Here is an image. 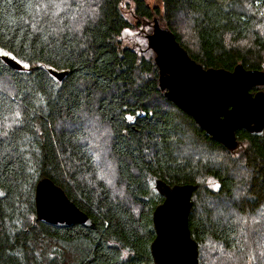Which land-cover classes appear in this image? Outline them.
Masks as SVG:
<instances>
[{
  "label": "trees",
  "instance_id": "trees-1",
  "mask_svg": "<svg viewBox=\"0 0 264 264\" xmlns=\"http://www.w3.org/2000/svg\"><path fill=\"white\" fill-rule=\"evenodd\" d=\"M67 1L69 9L56 18L40 13L36 5L43 0H0V48L35 65L19 70L0 58V79H9L13 88L11 94L0 87V121L18 106L23 119L0 140V191L5 193L0 196V264H155L153 213L164 201L155 187L157 179L196 185L189 225L199 244L200 264L202 245L209 239L228 254L246 258L248 239L234 213L264 206V133L238 130L240 146L234 151L214 141L165 96L154 52L120 45L122 33L132 27L126 0H98L96 5ZM132 1L139 17L161 13L146 0ZM259 2L264 7V0ZM246 3L164 0L161 24L205 67L233 70L242 63L264 69V32ZM92 7L94 12L86 17ZM76 13L80 30L73 27ZM183 23L193 30L196 50L183 39ZM54 27L62 30L49 35ZM228 37H252V44L230 45ZM49 69L68 73L59 80ZM37 80H55L60 87L52 84V92L43 85L27 90ZM260 89L264 86L251 90ZM92 118L112 129L110 154L124 197L97 180V153L86 125ZM235 152L251 174L249 196L240 201L235 198L237 185L245 181L234 171L242 163L225 161ZM212 154L221 159L210 158ZM44 177L61 186L93 224L57 227L38 220L35 192ZM208 180L219 185L217 190ZM221 201L229 208L224 213L217 211ZM259 240L258 256L264 258V239Z\"/></svg>",
  "mask_w": 264,
  "mask_h": 264
},
{
  "label": "water",
  "instance_id": "water-1",
  "mask_svg": "<svg viewBox=\"0 0 264 264\" xmlns=\"http://www.w3.org/2000/svg\"><path fill=\"white\" fill-rule=\"evenodd\" d=\"M147 39L148 47L156 54L161 90L209 137L234 151L240 146L238 130L264 133V90H251L264 86V69H250L242 63L233 70L205 67L158 18H154L153 31ZM3 60L15 69H23L10 59ZM51 73L62 80L68 72L51 69ZM155 187L164 197L153 213L156 237L151 252L155 264H200L199 244L189 225L196 185H171L157 179ZM35 205L36 218L53 226L93 224L88 214L49 177L37 183Z\"/></svg>",
  "mask_w": 264,
  "mask_h": 264
},
{
  "label": "rangeland",
  "instance_id": "rangeland-1",
  "mask_svg": "<svg viewBox=\"0 0 264 264\" xmlns=\"http://www.w3.org/2000/svg\"><path fill=\"white\" fill-rule=\"evenodd\" d=\"M92 2L94 5L98 2V0H76L77 3L84 5V2ZM247 1V8L249 11L253 14H256L260 20V23H257V27L262 29V32H264V7H261V4H259V0H246ZM43 3H48L47 1L43 0ZM55 3L57 5H61L59 8L52 7V5H49V10L55 11L58 13V15L54 17H58L61 13L65 12L69 9L70 3L67 0H55ZM129 3V5H126ZM147 5L152 9L156 10V8L160 9L161 13L154 14V17L149 19L145 17H139L135 12L133 11V8L135 7L134 2L132 0H126L125 1V14L126 17L129 19V21L132 23V27L126 29L120 38L118 39L120 41V45L122 47L130 46L133 47V49L136 50H143L144 48H147L149 50H152L148 47V39L147 34L151 33L153 31V23L154 18H158V20L161 23V17L163 16L162 12L164 10V0H146ZM253 3V5H252ZM42 4V3H40ZM259 4L260 8L257 9V5ZM130 6V7H128ZM95 7V6H94ZM92 7L91 9H87L85 11L86 17H88L90 14H92L95 10V8ZM40 13H43V9L39 8ZM79 22L78 14L76 13L73 17V27L75 29H79L78 27L81 25ZM162 25V24H161ZM80 30V29H79ZM78 30V31H79ZM181 33L183 35V39L185 42L193 49H197V45L195 44L196 38L194 36L193 30H191L186 23H183ZM251 39V40H250ZM233 38L228 37V42L230 45H248L252 44V37L247 39H239L237 41H232ZM248 45V46H250ZM153 51V50H152ZM154 52V51H153ZM155 54V52H154ZM156 55V54H155ZM2 58V57H0ZM35 65H32L34 67ZM2 81V84H0V87L7 90L12 94L13 88L10 87L11 82L9 79H0ZM20 109V108H19ZM7 120H1L0 121V131L10 129L4 128L5 123H10L12 120V115H9L6 117ZM87 125V131L89 134V140L92 147L95 149V152L97 153V161L99 164V171L97 173V180H103L106 183H108V180L112 181V186L114 188V193L117 195L125 196V192L123 188L119 187L118 184V177H117V171H116V164L114 163V159L111 156V141H112V129L108 124L102 123L99 121V119H93L89 122H86ZM15 125H13L14 127ZM108 132L111 135V139H109V136L105 133ZM4 138L2 135H0V140ZM105 141H108L105 143ZM243 145V143H241ZM212 159H216L219 161L221 157H216L214 154L209 156ZM233 161H231L230 159ZM243 156L240 154V152H235V154H230L225 157V161L231 163L232 165L234 163H237V161H240V163L243 162ZM111 162L112 167H108L107 162ZM243 168H241L238 172L234 171L235 175H237V178L240 179L241 177L244 178L245 182H238L237 185V194L235 198H237V201H240L242 198H245L246 196H249V183L247 182L250 179L249 171L245 170L246 165L242 163L241 165ZM105 177V179H101V177ZM247 176V177H246ZM246 177V178H245ZM237 180V179H236ZM213 180H208L206 183L207 185H210L211 187L217 188L219 187L218 184H213ZM205 186V184L203 185ZM200 207L203 206V202L201 200H198ZM224 203V201H221L218 205L219 209L217 210L219 213H224L227 211L228 206ZM237 216V220L240 222V226H244V232L248 239V244L245 245L246 247V258H242L241 254L239 256H234V254L230 255L227 252H225L224 248L216 243L214 240H207L202 245V264H224V258L227 260V263L229 264L231 261V264H264L262 260L264 258H259L258 256V244L260 241V238L264 239V206L260 209V211H246L243 214L240 213H234ZM249 247V248H248ZM248 248V250H247ZM225 253V255H224ZM221 255L222 259L218 258V256ZM218 258V259H217Z\"/></svg>",
  "mask_w": 264,
  "mask_h": 264
},
{
  "label": "snow or ice",
  "instance_id": "snow-or-ice-1",
  "mask_svg": "<svg viewBox=\"0 0 264 264\" xmlns=\"http://www.w3.org/2000/svg\"><path fill=\"white\" fill-rule=\"evenodd\" d=\"M8 2H10V0H8ZM62 3H63V0H62ZM49 5H52V7H55V8L61 7V5H57L55 3V0H48V3L37 4L36 7L43 9L44 15H51V16L58 15V13L55 11L49 12ZM30 7H31V5H30ZM33 27L35 29V25ZM60 30H62V29L54 27V28H52L49 35H52V34L58 35ZM44 39L47 40V36H45ZM0 57L5 58L6 61L8 59H10L11 61L15 62L16 66L23 67L24 69H29L32 67V65L30 63H26V62L18 60L15 55H13L9 51L4 50L3 48H0ZM38 67H44V65H38ZM3 71H4V69L0 68V75L3 74ZM49 71H51V69H49ZM0 84H2V81H0ZM52 84H55V86L57 88L60 87V84L55 80H52V81H39V80H37V81H34L33 84L27 90L31 91V90H33V88H36V87L43 85L45 88H47V90L49 92H52L53 91ZM50 98L53 100V102H55V100H56L55 96H51ZM41 102H44L43 96H41ZM128 119H131V117H129ZM5 120H7V118H5ZM22 123H23V119L21 118V111H20L19 106H18L17 109L12 114L11 122L5 123L4 128L12 129L13 131H15V129H13V125L22 124ZM105 134L109 136V139H111L110 133L106 132ZM0 135H2L3 137H8L9 132L7 130L0 131ZM107 142L108 141H105V143H107ZM107 163H108V167L111 168L112 167L111 162L109 161ZM101 179H105V177L102 176ZM107 182L109 185L112 184L111 180H108ZM4 195H5V193L0 191V196H4ZM262 256H264V253H262Z\"/></svg>",
  "mask_w": 264,
  "mask_h": 264
}]
</instances>
